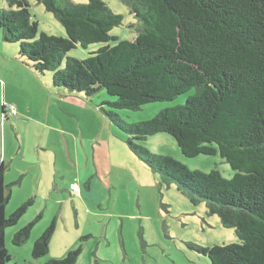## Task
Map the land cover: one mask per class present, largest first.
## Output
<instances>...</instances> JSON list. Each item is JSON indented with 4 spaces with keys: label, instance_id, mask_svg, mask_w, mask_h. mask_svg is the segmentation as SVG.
Instances as JSON below:
<instances>
[{
    "label": "trees",
    "instance_id": "trees-1",
    "mask_svg": "<svg viewBox=\"0 0 264 264\" xmlns=\"http://www.w3.org/2000/svg\"><path fill=\"white\" fill-rule=\"evenodd\" d=\"M36 1L61 22L67 37L41 33L37 39L39 27L29 4L10 0V10H0L4 40L21 42L20 54L37 72L54 71L56 88L87 97L104 90L115 98L104 111L128 135L132 154L164 184L175 185L194 205L204 202L209 214L235 230L238 243L194 247L210 264H264V0H131L140 20L133 40L112 35L123 17L102 0L85 5ZM94 44L104 46L87 59H67L61 68L76 46ZM190 90L195 93L185 105L163 110L147 122L127 124L117 114L172 101ZM162 133L172 136L188 158L219 155L234 176L226 179L218 170L190 172L175 159L153 155L139 145ZM6 171L1 164L0 264L11 260L6 229L33 203L29 200L6 216L12 186L22 181L6 184ZM35 223L17 232L13 244L26 243ZM55 228L53 222L36 240L34 259L48 255ZM81 253L82 245L45 264H77Z\"/></svg>",
    "mask_w": 264,
    "mask_h": 264
},
{
    "label": "rangeland",
    "instance_id": "rangeland-1",
    "mask_svg": "<svg viewBox=\"0 0 264 264\" xmlns=\"http://www.w3.org/2000/svg\"><path fill=\"white\" fill-rule=\"evenodd\" d=\"M25 1L38 23L37 39L41 33L67 37L61 22L43 4ZM69 1L80 5L89 2ZM102 1L123 17V25L114 28L112 35L135 39L140 20L132 12L131 0ZM9 2L0 0V10H10ZM3 33L0 29V165L6 157V166L13 163L9 179L23 177L22 187L14 186L19 192L7 205L6 216L33 201L19 222L6 229L5 243L11 255L7 264H45L64 258L80 245L77 264H210L194 247L239 242L235 230L225 228L218 216L209 214L204 202L192 204L175 185L164 184L132 154L126 143L128 135L104 111L114 97L104 90L93 97L83 94L89 98L87 111L79 105H66L68 102L56 96L62 90L53 85L55 72H37L20 54L21 42H7ZM103 46H76L63 58L61 68L67 59H87ZM194 93L190 90L172 101L117 114L127 124L147 122L163 110L185 105ZM4 105L13 111L11 116L4 115ZM98 140L91 150L85 147V142ZM139 145L153 155L175 159L190 172L218 170L226 179L235 174L219 155L186 157L176 140L165 133L148 137ZM95 163L100 165L99 173ZM31 164L32 171L23 172ZM71 183L84 185L87 198L72 196ZM35 220L28 241L14 245V235ZM53 222L56 228L50 251L36 260L32 256L34 244Z\"/></svg>",
    "mask_w": 264,
    "mask_h": 264
},
{
    "label": "crops",
    "instance_id": "crops-1",
    "mask_svg": "<svg viewBox=\"0 0 264 264\" xmlns=\"http://www.w3.org/2000/svg\"><path fill=\"white\" fill-rule=\"evenodd\" d=\"M56 96H58V98H60L61 101L66 102V103L68 102L66 105H71V104L79 105V106H82L84 108V110H86V111L88 110L89 100L87 98L85 99L82 94L67 93L66 91H61L60 93H58V95L56 94ZM3 100L6 101L5 98ZM11 112H13V111H11V109L9 110L8 106H6V105L3 106L4 115H6L7 117L11 116L10 115ZM54 114L57 115V111H55ZM97 142H100V141L98 140L96 142H85V147L88 150H91L92 148H94V145H96ZM78 152H79V149H78ZM5 160H6V157L4 158V161H3L2 164H4L6 166V161ZM95 166L97 168V173H99L101 171L100 170V165L95 163ZM6 167H7V171H6V174H5V182L8 185H14L19 179H17V180H12L11 179L10 180L9 179V175L10 174L8 173L9 171L11 172L13 170V163L10 162L9 166H6ZM32 169H33V167H32V164H31L29 166H26L25 170H23V172L30 173V171H32ZM20 178H22L21 184L20 185H14V186H21L22 187L23 177H20ZM72 184H74V183H71V185ZM14 186H12V196H13V194L19 192V189H16V188L14 189ZM15 190H17V191H15ZM44 193L48 194L49 192L47 190H44ZM66 193H67V191H66ZM69 193L72 196L77 197L78 199H83L84 200V199L87 198V193H86V189L84 188V185L80 186V190L78 192H73V191L69 190ZM11 199H12V197H11Z\"/></svg>",
    "mask_w": 264,
    "mask_h": 264
},
{
    "label": "built area",
    "instance_id": "built-area-1",
    "mask_svg": "<svg viewBox=\"0 0 264 264\" xmlns=\"http://www.w3.org/2000/svg\"><path fill=\"white\" fill-rule=\"evenodd\" d=\"M70 190H71V191H79V190H80V186L77 185V184H72V185L70 186Z\"/></svg>",
    "mask_w": 264,
    "mask_h": 264
}]
</instances>
